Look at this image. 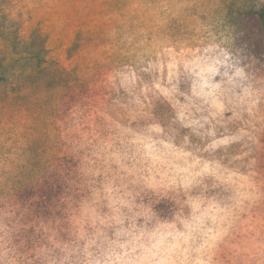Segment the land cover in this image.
<instances>
[{
    "label": "rangeland",
    "instance_id": "1",
    "mask_svg": "<svg viewBox=\"0 0 264 264\" xmlns=\"http://www.w3.org/2000/svg\"><path fill=\"white\" fill-rule=\"evenodd\" d=\"M262 4L0 0V264H264Z\"/></svg>",
    "mask_w": 264,
    "mask_h": 264
},
{
    "label": "trees",
    "instance_id": "2",
    "mask_svg": "<svg viewBox=\"0 0 264 264\" xmlns=\"http://www.w3.org/2000/svg\"><path fill=\"white\" fill-rule=\"evenodd\" d=\"M246 21L249 20L248 24L242 26L245 20L238 21L235 26L238 31H241L245 37L257 38L264 40V4L259 7H253L245 13H242ZM8 68L4 62L0 61V80L7 79Z\"/></svg>",
    "mask_w": 264,
    "mask_h": 264
}]
</instances>
